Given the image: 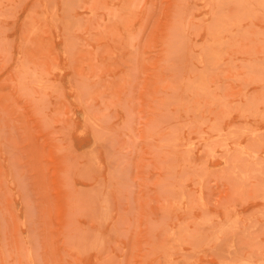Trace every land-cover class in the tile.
Listing matches in <instances>:
<instances>
[{"label": "rangeland", "instance_id": "obj_1", "mask_svg": "<svg viewBox=\"0 0 264 264\" xmlns=\"http://www.w3.org/2000/svg\"><path fill=\"white\" fill-rule=\"evenodd\" d=\"M0 264H264V0H0Z\"/></svg>", "mask_w": 264, "mask_h": 264}]
</instances>
